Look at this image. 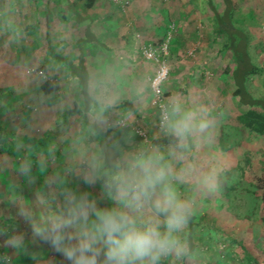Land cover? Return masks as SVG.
Wrapping results in <instances>:
<instances>
[{"label":"rangeland","instance_id":"obj_1","mask_svg":"<svg viewBox=\"0 0 264 264\" xmlns=\"http://www.w3.org/2000/svg\"><path fill=\"white\" fill-rule=\"evenodd\" d=\"M121 1L127 4L124 8L118 6L119 17L123 19L125 28L130 23L129 34L134 32L135 50L140 42L154 47L161 41L163 43L164 30L169 25L174 26L175 35L179 33L180 26L185 27L188 23H192L196 28L184 49L178 50L174 47V37L170 42L167 59L169 74L163 85V93L169 106V121L180 119L185 114H193L196 128L190 135L192 146L187 147L185 141L184 147L179 150L183 156L176 161L177 169L187 168L188 172L178 177L176 187L181 198L190 202L191 214L203 217L204 220L193 235L196 248L192 255L187 256V229L184 226L180 233V238L186 245L184 255L177 258L172 254L165 258L162 264H264V212L261 204L250 194L251 176L243 165L244 154L251 152L254 158L253 170L257 174L261 172V167L264 168V140L249 138L242 133L236 121V117L245 109L239 107L237 100L232 96L234 88L229 75L226 74V70L233 68L229 55L217 54L216 49L211 47L208 30L198 26L203 23V18L190 4H185L187 0ZM214 2L220 5L222 0ZM233 2L239 13L253 11V25L250 27L252 44L255 46L253 53L257 61L264 66V0ZM38 4V11L43 14L46 9V16H58L63 12L55 0H39ZM105 5L111 9L117 4L106 0ZM3 7L7 8V5ZM150 9L158 10L157 17L163 29L162 35L152 37L151 33L139 29V24H145L144 17L148 16ZM162 9L169 12L168 17L173 20L168 18L162 23L163 17L159 12ZM15 11L22 12L19 8ZM175 11L178 13L176 17ZM25 12H22L21 16ZM19 13L16 16H20ZM188 18L190 21L185 23ZM24 23H17L15 40L2 29L0 31V125L12 139H21L23 136L39 138L46 132L54 131L58 115L71 108L75 100L83 101L77 89H72L63 92L59 104L48 107L35 93L34 88L37 85L34 83L42 82L35 74L40 67L36 59L42 51L32 52L28 49L25 43L27 36L22 30ZM131 27L133 31L130 30ZM66 36L63 34V39H66ZM84 38L86 37H82L83 40ZM50 39L47 40L49 43L45 39L42 40L45 42L42 44L43 49L47 48V43L52 48L55 47L54 35ZM99 41L97 44H101ZM79 44L85 46L88 43L80 40ZM122 64L127 73L146 67L151 73L150 78L156 69L153 63L136 55L126 56ZM48 75L54 76V71L49 70ZM62 81L67 82L64 77ZM262 81L264 75L253 77L249 81V89L257 92ZM141 84L146 85L144 81ZM126 86L118 90L116 102L134 97V91L128 84ZM7 87L12 90L10 95L6 93ZM101 90L102 96L97 90L91 94L92 99L98 100L97 103L101 106L93 108L89 118L102 129L111 131L106 141L118 145L119 169L142 153H159L167 157L172 148L158 150L150 144L152 138L171 134L167 129L160 131L157 126L158 112L152 104L151 89V100L147 94H142L140 99L136 98L140 102H149L146 106L150 105V108L134 114L119 112L114 108L103 112L102 107L111 104L112 100L109 96L105 98V85ZM106 91L109 92L107 89ZM173 101L180 102L181 112L172 113L170 105ZM74 120L72 126L57 134L56 142L65 147L64 163L53 160L39 172L31 166L32 161L23 160L20 151H17L16 160L0 158V232L3 233L0 235V264H67L49 244L33 235L30 223L20 214L21 209L28 208L39 213L41 209L38 202L42 196H55L58 202L63 188L77 192L88 191L101 201V207L108 206L105 188L101 187L99 182L102 160L98 153L99 145L88 147L76 118ZM137 131L145 133V138L140 137ZM118 134L122 135V145L118 143ZM98 139L105 141L104 137ZM89 175L95 176L91 185L84 183L85 177ZM63 179L68 180L61 183ZM18 236L24 238L23 250H16L7 245L9 238ZM245 253L252 257L253 262L246 259Z\"/></svg>","mask_w":264,"mask_h":264},{"label":"clouds","instance_id":"obj_2","mask_svg":"<svg viewBox=\"0 0 264 264\" xmlns=\"http://www.w3.org/2000/svg\"><path fill=\"white\" fill-rule=\"evenodd\" d=\"M170 108L174 114L182 111L179 101ZM192 116L169 121L165 112L164 124L175 137V146L167 157L142 153L111 174L106 181L107 207H101V201L88 191L63 188L58 202L55 196L39 199V213L21 209L33 235L67 264H162L172 254L183 256L186 245L180 233L191 206L176 187L178 177L188 169H177L176 161L196 128ZM94 179V175L86 176L84 183L91 185ZM7 245L23 250L24 238H9Z\"/></svg>","mask_w":264,"mask_h":264},{"label":"trees","instance_id":"obj_3","mask_svg":"<svg viewBox=\"0 0 264 264\" xmlns=\"http://www.w3.org/2000/svg\"><path fill=\"white\" fill-rule=\"evenodd\" d=\"M190 5L194 10L198 11L203 18V26L208 29L210 35V45L216 49L217 54L227 53L233 65L231 70H226L230 81L233 85L232 96L237 100L238 106L244 108L237 117L236 121L240 125L242 133H245L252 140H264V81L261 82L257 92L249 89V81L253 77H262L264 75V66L257 61L253 53L254 45L253 37L250 31L253 11L247 13H239L233 0H222L220 5H217L214 0H189ZM0 0V25L3 30L14 35L16 39V30L12 25L8 29L7 19ZM83 2L86 10L94 7L96 0H77L76 2L67 1V15L63 17L64 22L74 21L75 24H82L84 19L76 10L78 3ZM119 6V5H117ZM168 28L164 30L166 34ZM26 33L28 31L26 30ZM85 42L90 39H95L90 31H85ZM187 39L174 36L173 45L180 48H185ZM156 47L162 44V41L157 43ZM83 53V52H82ZM79 59L71 61L64 59L55 53L51 45H47V61L49 66L57 65L63 68L68 78L76 79L78 95L82 96L83 101L75 100L72 107L62 111L55 120V130L46 132L42 137L23 136L21 139H12L7 134L6 130L0 125V158L7 157L11 160L17 159V151L23 155V160L32 161V167L36 171H41L46 168L51 161L64 163V145L60 146L56 142L59 131L67 130L72 126L76 118L79 124L82 136L85 137V142L88 147L98 144V153L102 156L100 164V186L105 188V200L109 204L106 196V181L109 176L119 170L120 154L117 144L106 141L110 135V130L102 129L95 121H91L89 113L93 108L101 106L97 101L93 100L89 94V76L84 66L83 54ZM172 53V51H171ZM42 65L38 71H41L46 76L42 79L39 86L40 92L43 94L44 103L48 107H53L59 104L62 100L60 95L59 81L60 77L57 74L54 76L48 75L49 66ZM65 80L69 83V79ZM105 86V98H108L109 92ZM7 95L11 91L6 92ZM165 98V96H164ZM166 100V99H165ZM107 108V106H105ZM119 112L134 113L135 108L131 101L123 100L115 106ZM75 117V118H74ZM74 118V119H72ZM74 120V121H73ZM98 137H104L105 141H99ZM118 143L123 144L122 135L118 134ZM150 144L158 149L173 148L176 144V139L172 134H163L160 137L152 138ZM187 147L192 146V138L186 140ZM253 156L251 152H246L243 157L244 169L250 172V186L252 191L250 194L255 201L259 202L264 212V168L261 167V172L258 174L253 170ZM63 179L61 183L65 182ZM70 184V183H69ZM203 217H195L190 214L186 223L187 229V256L192 255L196 248V243L193 235L197 228L203 222ZM245 257L249 262H253L252 257L245 253Z\"/></svg>","mask_w":264,"mask_h":264},{"label":"crops","instance_id":"obj_4","mask_svg":"<svg viewBox=\"0 0 264 264\" xmlns=\"http://www.w3.org/2000/svg\"><path fill=\"white\" fill-rule=\"evenodd\" d=\"M67 1L69 0H55V3L57 4V6L62 8L63 12L58 16L47 15L48 17L46 16V9H44L43 14L38 11L39 0H4V2L7 3L1 2V7L3 8V12L5 13L6 19L8 21V29L10 28V25H12L15 30H18L17 23H21L22 21L25 22L22 30L24 31L25 36H27V40L25 41V43L28 45V49L32 52L38 50L42 51L41 55L36 59V63L38 64V66L41 67L42 65L48 64L47 48L43 49L42 44H44L45 42L43 43L42 40L45 39L46 42H48L47 40L50 41V37L52 35H54L55 39L53 44V46L55 47H53V50L56 54L62 56L64 59L76 61L77 59H79L81 53L83 52L82 54L84 66L89 76L88 88L90 96L94 90H97L98 93H100V95L102 96V86L105 85L108 87L109 98L112 101L111 104L105 105L107 106V108L102 107L103 112H106L108 110L110 111L112 110V108L118 111L117 109H115V106L121 102V100H118L116 102L117 94H119L118 90L123 87H127V84L129 88L134 91V97L128 98V100L131 101L133 107L135 108L134 113H137L139 110L140 112H142L145 110V108H150V105L146 106L149 102H146V100L144 102H140L136 98L140 99V96H143L142 94H147L149 100L152 99L148 84V80L150 78L149 76L151 73L148 72L146 67L136 68L135 71L131 70L130 73H127L122 64V61L126 58V56L129 57L130 55H134V32H131L129 34L128 27L130 26V23L126 28L125 25H123V19L121 20V17H119L120 11L118 6L115 5L114 7H111V9H109L108 6L105 5L106 0H96L94 7L86 10L83 6V2H80L77 4L76 10L84 19V22L82 24H75L73 20L69 21L68 23L64 22L63 20V17L68 13L66 7ZM70 1L76 2L77 0ZM185 4L189 5L190 1L187 0ZM4 5H7V8H4ZM15 7L22 10V12H26L23 14V16H21L22 12H20L21 14L19 13V11L16 12ZM178 9L179 7L176 10ZM164 10L165 9L159 11L161 13V17H163V19L161 20L162 23H165V20L167 21V19L169 18V12L167 13V11ZM148 12V16L144 17L145 24H139V29L151 33L152 37L155 35H162L163 29L162 26L159 25V18L157 17L158 10L150 9ZM17 13H19L20 16H16ZM177 14L178 13L175 11V17L177 16ZM170 19L173 20L172 18H169V20ZM188 20L190 21V19L188 18L185 23H188ZM202 24L203 23H199L198 26L201 29L203 27V30L205 29V31H207L208 29H206ZM1 29L2 27L0 25V31ZM87 29L90 31V34L95 37V39H90L88 44L83 46V44H79V41L82 40L83 42H85V38L83 40L82 37H85V31ZM195 29L196 28L193 27L192 23H188V25H186L185 27L180 26L177 36L180 38H185L188 41L189 39H191V35L193 33V30ZM26 30L28 31V33H26ZM50 30L52 31L51 33ZM130 30L133 31L132 27L130 28ZM3 31L6 32L5 30ZM62 33L65 34V36L67 35L66 39H63ZM8 34L13 40H15L14 35H12L11 33ZM151 35L146 36L149 38L151 37ZM97 38L98 40H100L99 42H101V44H97ZM57 39L58 41H56ZM65 40H67V42ZM147 41L148 40H146V42ZM37 43L38 45L36 46L35 44ZM174 47L179 50L177 46L174 45ZM49 68L50 71L53 70L54 74H58L60 77V95H62L63 92L67 90L72 91V89L74 90L77 88V80L68 78L63 68L57 65L49 66ZM63 77L65 79L68 78L69 83H63ZM124 79L125 82H123ZM143 81L146 83L145 86L144 84H141V82L143 83ZM41 83H34L35 85H37V87L34 88V91L38 94L39 98L41 97V100L44 102L43 94L39 90V86ZM6 91L8 92L12 90L7 87ZM97 102L99 101L97 100Z\"/></svg>","mask_w":264,"mask_h":264},{"label":"built area","instance_id":"obj_5","mask_svg":"<svg viewBox=\"0 0 264 264\" xmlns=\"http://www.w3.org/2000/svg\"><path fill=\"white\" fill-rule=\"evenodd\" d=\"M112 2L119 5L121 8H124L127 4L122 3L121 0H112ZM175 32L174 26L169 25L164 37V42L159 47L156 48L151 44H143L140 42L134 54L145 61L153 63L156 67L153 76L149 80V85L153 95L152 104L158 112L157 126L160 131L166 129L163 120L166 111L170 120L169 106L164 98L163 85L169 74V66L167 64V59L169 57V44L172 41ZM35 74L43 80L46 79V76L41 71H35ZM137 134L142 138H145L146 136L142 131H137Z\"/></svg>","mask_w":264,"mask_h":264}]
</instances>
